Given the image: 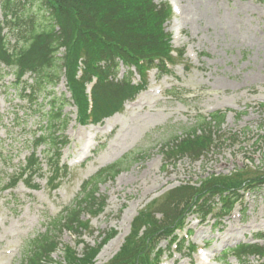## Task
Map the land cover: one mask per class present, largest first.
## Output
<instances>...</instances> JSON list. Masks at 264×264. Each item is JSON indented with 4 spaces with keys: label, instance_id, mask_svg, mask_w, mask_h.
<instances>
[{
    "label": "rangeland",
    "instance_id": "1",
    "mask_svg": "<svg viewBox=\"0 0 264 264\" xmlns=\"http://www.w3.org/2000/svg\"><path fill=\"white\" fill-rule=\"evenodd\" d=\"M164 1H169L175 11L166 32L172 35L173 48L186 49L185 56L169 68L170 74L150 72L147 90L134 102L126 103L121 113L99 125L81 126L75 120V108L64 109L68 124L60 136L66 144L57 152L59 163L68 169L53 177L54 191L48 190L50 177L46 178L45 173L31 182L36 189L20 181L11 191H4L10 186L8 175L23 167L24 158L31 152V136L41 133L43 124L30 103L9 87L13 82L10 74L0 82V264H21L25 242L44 232L49 218L78 195L85 180L124 157L121 173L99 187V194L106 198L104 211L98 216L82 217L90 221L93 231L82 238L89 246L99 243L101 235L111 229L117 232L99 252L95 264L107 263L128 235L137 213L181 181L195 182L206 173L229 174L244 164L264 165V0L155 3ZM24 10L33 21L37 20L33 16L35 5L30 1ZM124 71L122 68L121 73ZM134 79L138 80L136 72ZM171 89L176 97L168 96L166 91ZM55 93L69 97L64 76ZM43 100L44 95L38 102L44 105ZM216 111L226 113L222 133L238 134L237 144L227 142L198 162L183 158L163 169L161 146L194 127L198 117ZM88 133L96 136L93 150L85 163L74 165ZM36 152L45 172V156L49 158L53 152L44 146H38ZM185 223L184 232L189 230L190 236L184 247L187 242L195 247L210 242L203 253L208 264H238L231 255L223 257V251L240 243H257L264 248V237L255 240V235L264 234V187L245 196L232 215L215 226L211 221L198 224L195 217ZM121 233L122 240L114 248ZM58 242L59 249L48 264L62 261L64 246L74 248L79 255L82 252L83 244L76 235L63 233ZM110 245L113 252L107 255ZM159 247L164 253L163 264H199L202 257V252L189 255L186 250H170L165 240ZM245 264H262V260L250 258Z\"/></svg>",
    "mask_w": 264,
    "mask_h": 264
},
{
    "label": "trees",
    "instance_id": "2",
    "mask_svg": "<svg viewBox=\"0 0 264 264\" xmlns=\"http://www.w3.org/2000/svg\"><path fill=\"white\" fill-rule=\"evenodd\" d=\"M28 1L35 5L33 16L38 17L36 21L24 10ZM153 1L0 0L3 17V26H0V63L13 71L17 91L28 87L20 79L26 73L31 74L29 88L32 95L30 91L27 97L34 100V106H39L36 101L39 95H49L46 103L48 111H40L45 132L33 140L36 144L48 145L55 154L60 138L55 134L67 125L63 115L67 102L59 99L53 91L62 73L66 76L68 91L77 109V122L84 124L88 120L99 122L119 112L124 102L132 100L140 91L141 86L132 83V73L127 72L119 77L121 66L127 69L134 67L141 80L145 71L153 67L160 73L167 71L165 61L171 63L172 57L170 35L165 32L164 24L170 12L167 6L156 5ZM4 28L6 31L3 33ZM9 34L16 38L12 51L8 49L6 38ZM61 50L63 52L60 53ZM178 55L181 57L180 52ZM78 71H81L79 78ZM2 76L0 72V79ZM93 77L96 83L91 92L92 112L88 115L89 101L84 84ZM224 117V114L216 113L211 114L207 121L201 118L196 127L175 139L168 152L198 160L213 149L220 148L227 140L218 134ZM228 140L234 143V135ZM48 161V170L57 166L51 158ZM39 166L40 162L32 152L27 167L18 173L21 177L30 175V170H34L35 174L40 171ZM119 172L120 168L115 164L100 170L85 182L82 197L65 208L49 224L50 229L44 234L26 243L22 264L49 262L57 247L56 235L82 229L80 216L83 212L92 214L101 208L96 197L98 185ZM259 180H264V170L253 176L252 172L246 173L243 168L229 177L211 175L198 187L185 184L169 191L152 203L154 207L151 210L139 214L120 251L107 264H151L152 260H157L156 256L152 257L156 243L162 237L171 236L175 228L182 225L188 212L194 209L205 216L212 211L214 198L220 196V210L227 215L240 199L238 190ZM157 213L161 214V219L155 217ZM102 246H85L81 257L66 248L65 264H91ZM230 252L242 263L249 256H263L262 248L255 245L241 244Z\"/></svg>",
    "mask_w": 264,
    "mask_h": 264
},
{
    "label": "bare ground",
    "instance_id": "3",
    "mask_svg": "<svg viewBox=\"0 0 264 264\" xmlns=\"http://www.w3.org/2000/svg\"><path fill=\"white\" fill-rule=\"evenodd\" d=\"M122 237H123V234H122V233L118 235V237H117V239H116V241H115L114 248H117V247H118L119 243H120L121 240H122ZM112 246H113V245H110V246H109V251H108L107 255L113 252V249H111Z\"/></svg>",
    "mask_w": 264,
    "mask_h": 264
}]
</instances>
